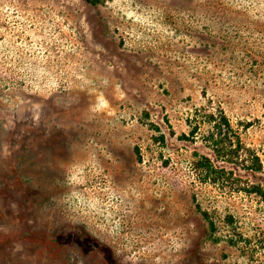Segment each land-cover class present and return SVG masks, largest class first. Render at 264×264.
<instances>
[{
    "label": "rangeland",
    "instance_id": "rangeland-1",
    "mask_svg": "<svg viewBox=\"0 0 264 264\" xmlns=\"http://www.w3.org/2000/svg\"><path fill=\"white\" fill-rule=\"evenodd\" d=\"M0 264H264V0H0Z\"/></svg>",
    "mask_w": 264,
    "mask_h": 264
},
{
    "label": "trees",
    "instance_id": "trees-1",
    "mask_svg": "<svg viewBox=\"0 0 264 264\" xmlns=\"http://www.w3.org/2000/svg\"><path fill=\"white\" fill-rule=\"evenodd\" d=\"M87 1H89V2H94V0H87ZM213 120V119H212ZM225 124H227V121L225 120V118L222 120ZM211 140H213V138L211 139ZM213 143H214V145L216 146L218 143H219V141H215V140H213ZM217 148V147H216ZM217 150V149H216ZM207 162L206 163H200L198 166L200 167V168H202V169H204L205 171H209V170H212V167H211V164H210V162L208 161V160H206Z\"/></svg>",
    "mask_w": 264,
    "mask_h": 264
}]
</instances>
